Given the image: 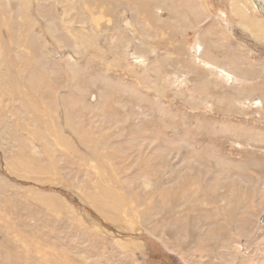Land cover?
Instances as JSON below:
<instances>
[{
  "label": "rangeland",
  "instance_id": "rangeland-1",
  "mask_svg": "<svg viewBox=\"0 0 264 264\" xmlns=\"http://www.w3.org/2000/svg\"><path fill=\"white\" fill-rule=\"evenodd\" d=\"M263 24L0 0V264H264Z\"/></svg>",
  "mask_w": 264,
  "mask_h": 264
},
{
  "label": "bare ground",
  "instance_id": "bare-ground-1",
  "mask_svg": "<svg viewBox=\"0 0 264 264\" xmlns=\"http://www.w3.org/2000/svg\"><path fill=\"white\" fill-rule=\"evenodd\" d=\"M241 3V2H240ZM235 3H233V5H234ZM243 6H244V4H243ZM234 8V11L236 12V10L235 9H237V8H239V6L236 8V7H233ZM242 9V8H241ZM244 10V9H243ZM243 12V11H242ZM246 14V13H245ZM252 14V13H251ZM249 15V14H248ZM253 15V14H252ZM247 16V15H246ZM241 17V16H240ZM246 20V19H245ZM248 20V19H247ZM249 21V23H251V22H253V19L251 18L250 20H248ZM257 23H259V22H257ZM248 25V24H247ZM264 25V24H263ZM246 26V25H245ZM251 27H252V25H250ZM255 27V26H254ZM258 27V26H257ZM260 27V26H259ZM262 27V26H261ZM249 28V27H248ZM256 28V27H255ZM254 28V29H255ZM247 29V28H246ZM251 32V31H250ZM252 33H254V34H256V36H258V37H261V39L262 40H264V36L262 35L263 33H264V29H261V30H259V28H257L256 30H254V31H252Z\"/></svg>",
  "mask_w": 264,
  "mask_h": 264
}]
</instances>
